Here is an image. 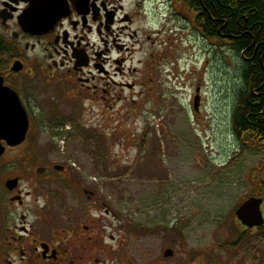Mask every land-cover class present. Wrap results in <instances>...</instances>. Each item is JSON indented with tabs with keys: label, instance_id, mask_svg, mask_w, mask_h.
<instances>
[{
	"label": "flooded vegetation",
	"instance_id": "flooded-vegetation-1",
	"mask_svg": "<svg viewBox=\"0 0 264 264\" xmlns=\"http://www.w3.org/2000/svg\"><path fill=\"white\" fill-rule=\"evenodd\" d=\"M214 14L204 0H0V127L18 106L28 121L21 144L0 140V264L106 263V228L87 214L107 216L106 205L35 148L79 122L86 101L105 125L136 116L151 95H173L167 54L182 35L235 54Z\"/></svg>",
	"mask_w": 264,
	"mask_h": 264
},
{
	"label": "rangeland",
	"instance_id": "rangeland-1",
	"mask_svg": "<svg viewBox=\"0 0 264 264\" xmlns=\"http://www.w3.org/2000/svg\"><path fill=\"white\" fill-rule=\"evenodd\" d=\"M196 38L180 36L167 54L173 95H151L136 116L105 125L86 101L79 122L55 140L44 133L45 145L35 148L43 161L70 165L106 205L107 216L87 212L106 228L105 264H264V227L245 234L235 218L264 163L250 137L232 130L240 56ZM167 250L172 257H163Z\"/></svg>",
	"mask_w": 264,
	"mask_h": 264
},
{
	"label": "trees",
	"instance_id": "trees-1",
	"mask_svg": "<svg viewBox=\"0 0 264 264\" xmlns=\"http://www.w3.org/2000/svg\"><path fill=\"white\" fill-rule=\"evenodd\" d=\"M204 1L206 9L215 12L218 27L226 22L223 31L235 38V53L241 60L242 87L235 98L232 130L239 140L249 136L254 149L264 156V4L262 0ZM257 174L252 196L264 199V163Z\"/></svg>",
	"mask_w": 264,
	"mask_h": 264
},
{
	"label": "water",
	"instance_id": "water-1",
	"mask_svg": "<svg viewBox=\"0 0 264 264\" xmlns=\"http://www.w3.org/2000/svg\"><path fill=\"white\" fill-rule=\"evenodd\" d=\"M9 97V96H8ZM8 99H16L15 95ZM18 103L17 99L15 100ZM199 97L194 99V111H198ZM2 117L6 119L0 127V140L6 141L10 147L21 144L26 136L28 130V121L26 115L20 106L13 108L12 111L5 112ZM4 149L0 147V156ZM59 169V168H57ZM263 201L258 198H250L240 205L235 211V217L240 225L249 230L254 228H261L264 224L263 213L261 205ZM173 253L170 250L165 251L163 257H172Z\"/></svg>",
	"mask_w": 264,
	"mask_h": 264
}]
</instances>
